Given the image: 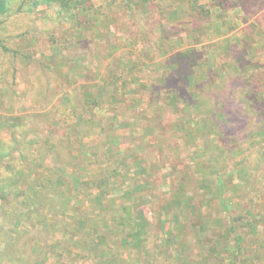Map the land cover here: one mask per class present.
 Wrapping results in <instances>:
<instances>
[{
    "label": "rangeland",
    "instance_id": "rangeland-1",
    "mask_svg": "<svg viewBox=\"0 0 264 264\" xmlns=\"http://www.w3.org/2000/svg\"><path fill=\"white\" fill-rule=\"evenodd\" d=\"M246 1L93 0L92 24L12 2L0 264H264V170L243 128L246 100L264 103V2ZM181 52L194 66L177 95ZM210 97L237 112L236 133L213 124L228 117Z\"/></svg>",
    "mask_w": 264,
    "mask_h": 264
},
{
    "label": "trees",
    "instance_id": "trees-1",
    "mask_svg": "<svg viewBox=\"0 0 264 264\" xmlns=\"http://www.w3.org/2000/svg\"><path fill=\"white\" fill-rule=\"evenodd\" d=\"M14 0H0V18H4L12 9V2ZM129 1V0H125ZM136 3H140L143 0H136ZM190 8H196L198 5V0H188ZM264 2V0H248L244 4L245 6H257ZM41 5L54 6L58 9V17H64L67 21L71 22H83L82 24H92L96 20L97 14H100V9L98 6L94 5L93 0H21L18 10H31L35 8H40ZM47 6V7H48ZM262 6V5H261ZM86 20V21H83ZM2 21H0L1 23ZM188 52V50H187ZM177 64L179 65L173 73H171V77L173 79V88L177 91L178 94H185L186 87H188V72L190 68H193L194 62L187 58L186 52H181L177 55ZM231 64V63H230ZM233 68H235V72L237 74L244 73V61L243 56L236 59V61L232 62ZM234 71V70H233ZM252 74H247L245 78L251 77ZM170 77V76H169ZM166 79V83L170 82V78ZM177 77V79H176ZM246 97V95H245ZM245 101V98H242ZM247 101V112L250 114L249 117V125L252 127L249 129L247 124H244V130L249 132L248 135L250 137V146L252 148V158L249 163L254 164V170L262 171L264 170V142L259 141V137L254 134L255 132H261L262 128H264V111H260L264 103H261L256 96H253L251 99ZM227 101L217 100L210 97L202 107L206 106V110L212 112V115H217V111L220 109L223 111V114L228 117V120L219 121L214 119V125L220 127L219 129L223 132L228 131V129L224 128V125L229 121L230 123H234L232 125L233 131L236 133V128L240 126L239 121H237V112L228 109ZM257 114V115H256ZM216 131H218L216 129ZM239 140V136L235 138V141ZM1 148V147H0ZM256 171V172H257ZM218 174V172H216ZM219 175V174H218ZM248 183H253L252 177H246Z\"/></svg>",
    "mask_w": 264,
    "mask_h": 264
}]
</instances>
